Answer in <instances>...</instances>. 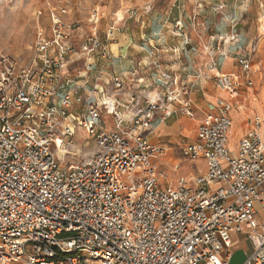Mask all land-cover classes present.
<instances>
[{"label": "built area", "instance_id": "2783aa9c", "mask_svg": "<svg viewBox=\"0 0 264 264\" xmlns=\"http://www.w3.org/2000/svg\"><path fill=\"white\" fill-rule=\"evenodd\" d=\"M59 7L51 9L49 32L43 27L38 32L33 66L0 52V264H231L237 231L253 244L241 264H264V220L256 206L264 209L260 112L234 153L228 146L240 87L253 85L250 56L239 57L241 73H217L229 97L217 98V111L200 119L196 141L183 145L188 158H206V170L168 180L155 159L164 146L147 132L133 141L119 128L148 122L145 114L154 117L161 101L169 105L163 115L177 105L193 117V82L151 61L160 91L148 94L140 109L136 95L122 103L103 85L88 87L97 57L109 56L108 43L99 37L105 13L94 7L85 33L79 20L69 18V9ZM126 14L138 10L116 12L108 40ZM82 59L87 66L78 75L84 83L70 71ZM107 83L120 90L124 81L117 76ZM104 113L112 116L113 129L105 126ZM61 128L67 129L61 136L65 147L76 154V133L82 128L92 137L96 149L85 157L91 164H82L78 155L55 156L56 144L44 145Z\"/></svg>", "mask_w": 264, "mask_h": 264}, {"label": "crops", "instance_id": "0c3cea01", "mask_svg": "<svg viewBox=\"0 0 264 264\" xmlns=\"http://www.w3.org/2000/svg\"><path fill=\"white\" fill-rule=\"evenodd\" d=\"M142 15L145 16V13ZM262 18L259 17L258 19L263 22ZM144 20H146V17ZM262 22L259 24L258 31L255 32L254 30L252 35L246 34L242 28L234 31L231 37L235 40L232 41L231 46L236 45L237 48L224 55L220 52L214 53L206 50L196 54L194 50V32L192 31L185 33V36L177 34L180 37L175 40L176 44L173 45L171 44V38H168V34L162 29L161 25L163 23L156 22L154 25H151V23L142 24L136 18L135 20H123L112 41L108 42L109 56L97 57L98 61L92 71L88 73V87L96 83L103 85L108 92L117 97L122 103L131 98L132 95H136V108L140 109L145 105V99L148 94H157L160 91L155 79L156 70L150 64L151 61L158 60L162 63V68L168 67L172 72H176L183 78L193 82L190 98L193 102L192 106L194 107L195 115L191 117L181 111L177 105H174L173 113L168 115L165 120V126L168 130L149 134V139L152 142L165 148L164 152L158 154L159 158L155 159L160 166L162 174L167 176V165L170 164L176 167L180 163V159L175 155L178 145L185 140L187 142L196 141L200 119L208 112L217 111V98L229 97L226 89L214 77L218 72L241 73L239 57L243 55L250 56L252 60L251 71H254V76L250 73V77L253 79L252 86L256 87V92L252 91L250 99H246L240 90L237 103H235L238 105V110L234 112L233 116L231 113V118L237 127L240 124L246 125L242 129L240 137L250 129V119L257 112L253 101L257 99V93H261L264 96V23ZM174 50L175 52H173ZM74 75L78 77L81 83H84V78H80L78 73ZM117 76L124 81L120 90L114 88L112 83H107ZM142 76L145 77V81L143 83L137 82V79ZM136 86L141 87L139 91L143 92L142 95L136 94L138 93ZM240 97H242V100H240ZM162 117L163 112L161 110L156 111L152 124H158ZM106 118L111 119L114 126L112 116L104 113L105 121ZM201 160L203 163L198 170L191 166L189 171L182 175L194 176L204 172L207 168L206 158L201 155L195 162L197 163V161ZM162 180L166 181L165 178H162ZM170 180H173V178ZM260 217L264 220V215H260ZM232 237L235 243L232 248L231 264H241L253 250V244L243 232L237 231L233 233Z\"/></svg>", "mask_w": 264, "mask_h": 264}, {"label": "rangeland", "instance_id": "374dc122", "mask_svg": "<svg viewBox=\"0 0 264 264\" xmlns=\"http://www.w3.org/2000/svg\"><path fill=\"white\" fill-rule=\"evenodd\" d=\"M59 6L69 9V18L79 20L83 24L85 33H90L91 25L88 23V18L94 7L103 10L105 14L98 22L99 37L106 44L114 38L108 40L106 32L117 20L116 12L119 11V16H121L123 11L130 7L138 10V14H126L123 20H135L136 18L142 24L151 23V25L161 22L163 31L168 34V38H171L173 45L176 44L175 40L179 39L180 34L185 36V33L194 32L196 54L202 50L220 52L224 55L230 53L232 49L237 48L236 45L231 46L232 41L235 40L231 37L234 31L242 28L246 34L252 35L254 30L258 31L259 24L262 22L258 19L259 17H263L262 23H264V0H0V52L10 55L20 65L33 66L38 32L42 27L49 32L51 9L60 8ZM142 12L145 13V16L142 15ZM145 17L146 20H144ZM123 20H118L117 26L122 24ZM180 20L183 22V26L179 31ZM78 39L79 36L76 40ZM209 39L210 41H208ZM86 66V60L82 59L77 65H72L70 71L74 75ZM91 68L93 69L94 66ZM251 75L254 76L253 70ZM214 78L217 79L216 76ZM135 88L138 92L136 94L142 95L143 92L139 91L141 87L136 86ZM240 90L246 99H250L251 92H256V87L241 86ZM253 105L260 112L264 121V96L261 93H257V99L253 101ZM237 108L238 105L235 104L232 116L238 110ZM105 126L109 129L114 127L111 119L106 118ZM245 127L244 124H240L239 127L234 124L229 133L228 146L233 153L237 147L239 135ZM78 132L80 135L76 137L78 145L75 147V151L78 155L77 160H81V158L91 156L96 146L92 137L88 136L82 128ZM262 133L264 138V122ZM186 142L187 140L179 144L175 153L176 157L180 159L179 165L176 167L167 165L168 180L171 178L175 180L187 173L191 166L198 170L203 163L202 160L196 163L197 159L183 155L182 148ZM158 158L156 155V159ZM256 206L260 215L263 216L264 209L258 202Z\"/></svg>", "mask_w": 264, "mask_h": 264}, {"label": "clouds", "instance_id": "9594fccd", "mask_svg": "<svg viewBox=\"0 0 264 264\" xmlns=\"http://www.w3.org/2000/svg\"><path fill=\"white\" fill-rule=\"evenodd\" d=\"M0 77H4V73L3 72H0ZM0 84H2V80H0ZM183 103H184L183 100L179 101L180 105H183ZM167 107H169V105L168 104L165 105L163 103V101H161V109L160 110L163 111V113H164V110ZM33 113H35V109L33 110ZM145 115L148 117V122L140 123L136 127L132 126V122H128V123H125L123 125V127H120L119 130L121 132H123L125 136H127L128 138H130L133 141H138L141 138V133L142 132H147L148 134H153V133H161V132H164V131L168 130L166 128V126H165V120L168 118L167 115H163V117L160 119L159 123L155 124V125L151 123V120H152V117H153V113L152 112H148ZM145 115L141 116V120L142 121L144 120ZM71 120H72V118L69 117L68 118V123H71ZM48 126L49 127L53 126L51 121H49V125ZM38 127H40V126H38ZM65 131H67V129L61 128V135H51V136L45 137L44 138V145L45 146H50L51 144L55 143L56 146H57V151L53 153V155H55V156H59L63 152L65 154H70V158L71 157H75L77 154L74 153V152H70V148L71 147H65L64 141L61 140V136L63 135V132H65ZM79 135H80V133L77 132L76 133V137H79ZM57 140H61V142L59 144H57L56 143ZM13 142H15V141H13ZM32 142L33 141H26V143H32ZM35 142H39V137L36 138ZM45 149H47L46 153H48L49 152V147H44L43 151ZM81 160H82V164H91L92 163V160H90V159L81 158ZM29 162L38 163V161H34V158H31V157H30V161ZM193 179H195V178H193Z\"/></svg>", "mask_w": 264, "mask_h": 264}, {"label": "bare ground", "instance_id": "6f19581e", "mask_svg": "<svg viewBox=\"0 0 264 264\" xmlns=\"http://www.w3.org/2000/svg\"><path fill=\"white\" fill-rule=\"evenodd\" d=\"M226 91H227V90H226ZM227 95L229 96V92H227ZM233 124H234V122H233ZM233 127H234V126H232V128H231V129H233ZM230 131H231V130H230Z\"/></svg>", "mask_w": 264, "mask_h": 264}]
</instances>
